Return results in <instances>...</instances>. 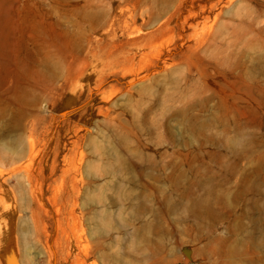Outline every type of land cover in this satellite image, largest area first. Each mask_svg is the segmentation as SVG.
<instances>
[{
  "label": "rangeland",
  "instance_id": "1",
  "mask_svg": "<svg viewBox=\"0 0 264 264\" xmlns=\"http://www.w3.org/2000/svg\"><path fill=\"white\" fill-rule=\"evenodd\" d=\"M0 264H264V0H0Z\"/></svg>",
  "mask_w": 264,
  "mask_h": 264
}]
</instances>
